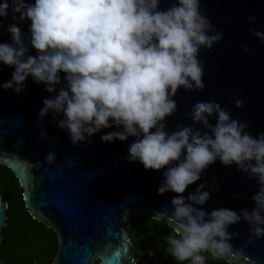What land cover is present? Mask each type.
Listing matches in <instances>:
<instances>
[{"label":"clouds","instance_id":"clouds-1","mask_svg":"<svg viewBox=\"0 0 264 264\" xmlns=\"http://www.w3.org/2000/svg\"><path fill=\"white\" fill-rule=\"evenodd\" d=\"M160 4L161 0H3L0 18L11 14L14 21L31 24L27 36L16 23L7 28L11 43H0V62L15 70L0 87L19 95L32 77L46 92L56 93L43 100L38 115L43 119L52 113L74 145L91 143L94 134L108 128L118 130L102 135V142L134 138L128 162L138 161L145 170L167 166L157 190L161 195L183 194L217 160L225 166L235 164L256 180L253 210H203L199 206L218 188L215 181L209 185L205 180L187 197L171 200L167 221L174 234L167 239V252L177 262L191 264H206L209 257L254 264L244 249L264 238V133L251 135L247 122L232 118L231 110L214 100L198 101L185 113L190 125L167 130L165 120L178 108L177 91L199 92L205 87L201 50H210L224 33L207 17L201 0H171L166 10ZM248 19L254 23L256 16ZM249 31L264 44V32ZM30 49L37 54L30 55ZM231 99L237 108L243 107V99ZM55 160L56 154L49 152L46 163ZM31 166L40 169L42 164ZM241 220L247 222L249 236L244 246L235 248L231 241L239 233L228 227Z\"/></svg>","mask_w":264,"mask_h":264},{"label":"water","instance_id":"water-1","mask_svg":"<svg viewBox=\"0 0 264 264\" xmlns=\"http://www.w3.org/2000/svg\"><path fill=\"white\" fill-rule=\"evenodd\" d=\"M170 3L171 0H161L160 9L166 10ZM201 7L224 36L210 50H201L205 87L199 92L182 88L177 91L174 99L178 108L166 118L167 130L174 131L177 124L190 125L192 121L185 113L198 101L214 100L230 109L232 118L247 122L246 131L258 136L264 133V44L249 29L264 32V0H201ZM253 15L254 23L248 19ZM13 23L26 36L29 34L31 21H14L9 14L0 18V43H11L7 28ZM245 47L250 51L245 53ZM29 54L37 53L30 49ZM14 70L0 62V85L11 79ZM25 83L26 89L19 95L0 87V165L17 178L32 219L56 234L58 247L50 264H133V247L125 224L135 216H149L169 226L171 200L177 195L187 197L205 180L209 185L215 181L218 188L199 206L203 210L228 208L239 214L255 207L251 197L258 191L256 180L235 164L225 166L219 160L183 194H158L167 166L145 170L138 161L128 162V148L134 138L102 142V135L118 130L108 128L94 134L91 143L74 145L67 130L60 129L53 120L52 113L43 119L38 115L43 100L56 93L46 92L45 86L32 77ZM232 97L243 99V107L237 108ZM215 122V116L210 118V123ZM49 152L56 154L51 165L46 163ZM37 161L42 164L40 169L31 166ZM7 208L0 193V244ZM228 231L239 233L231 241L235 248L244 246L249 236L247 222L230 225ZM244 250L254 264H264V238ZM0 264L8 263L0 257Z\"/></svg>","mask_w":264,"mask_h":264},{"label":"trees","instance_id":"trees-1","mask_svg":"<svg viewBox=\"0 0 264 264\" xmlns=\"http://www.w3.org/2000/svg\"><path fill=\"white\" fill-rule=\"evenodd\" d=\"M0 193L8 205L0 244L2 260L8 264H50L57 252V236L28 214L17 178L1 165ZM125 229L132 242L134 264H191L177 262L167 252V239L174 233L166 223L149 216H135L125 224ZM206 264L231 263L209 257Z\"/></svg>","mask_w":264,"mask_h":264},{"label":"built area","instance_id":"built-area-1","mask_svg":"<svg viewBox=\"0 0 264 264\" xmlns=\"http://www.w3.org/2000/svg\"><path fill=\"white\" fill-rule=\"evenodd\" d=\"M134 264V263H133Z\"/></svg>","mask_w":264,"mask_h":264}]
</instances>
